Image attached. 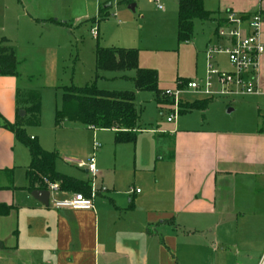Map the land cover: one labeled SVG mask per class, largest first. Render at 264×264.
<instances>
[{
  "label": "crops",
  "instance_id": "obj_1",
  "mask_svg": "<svg viewBox=\"0 0 264 264\" xmlns=\"http://www.w3.org/2000/svg\"><path fill=\"white\" fill-rule=\"evenodd\" d=\"M256 8L264 12V0ZM229 10L235 11L229 6L219 11L225 17ZM235 12L254 13L243 8ZM261 38L264 42V22ZM254 86L256 93L247 96L252 102L238 105L248 116L226 118L220 127L193 129L179 122L144 135L140 129L134 143L121 144L115 141V129L81 124V140L61 151L71 156L60 153V162L57 147L42 142L45 150L58 153V172L63 164L76 165L67 176L90 186V174L76 156L88 160L92 140L104 141L90 210L53 206V199L76 191L50 193L48 205L35 198L26 175L30 152L0 124V173L6 178L0 188L13 190L16 204L0 202L10 206L0 218L17 209V221L1 225L0 264H264V53ZM19 94L15 77L0 75V114L10 123L22 106ZM160 135L169 139L163 148L157 147ZM112 138L119 146L114 147ZM107 151L112 158L107 159ZM127 153L142 172L139 180L121 175ZM19 166L25 180L15 185Z\"/></svg>",
  "mask_w": 264,
  "mask_h": 264
},
{
  "label": "rangeland",
  "instance_id": "obj_2",
  "mask_svg": "<svg viewBox=\"0 0 264 264\" xmlns=\"http://www.w3.org/2000/svg\"><path fill=\"white\" fill-rule=\"evenodd\" d=\"M202 1L205 9L213 12L228 6L235 11L243 8L257 12L255 9L259 6V0ZM178 3L179 0H0V40L5 38V44L14 47L19 61L17 75H13L19 84V103L25 105L30 91L41 94L40 124H28L27 133L39 136L41 145L43 142L47 147L56 146L59 155L70 149L73 140H81L82 123L65 119L57 124L55 119L56 111L62 106L63 87L71 84L95 85L109 91H135L143 135L149 130L169 129L179 122L184 127L209 129L220 127L226 118L248 116L245 107L238 105L252 102V97L221 93L218 75L210 73L211 69L233 70L225 52L208 54L210 46H225V38L218 35L215 24L196 18L192 41H179ZM132 4L135 5L133 8L130 7ZM104 6L107 17L96 19ZM261 13L264 22V12ZM93 30H97V34H93ZM98 46L138 49L140 67L158 72L161 92H178L180 108L181 103L190 105L201 99H208L207 107L179 111L173 122L169 121L174 109L173 97L159 98L153 91L137 90L133 81L135 70L100 71L97 77L95 51ZM188 81L197 82L199 88H189ZM206 82L212 84L210 93H206ZM228 106L237 107L228 112ZM160 136L162 144L157 147L163 148L169 139L168 135ZM99 141L103 147L97 151L96 160L105 147L101 138ZM112 143L114 147L119 146L113 138ZM92 144L93 140L91 153ZM19 146L29 156L27 148L21 143ZM112 154L107 151V159L112 158ZM122 158L123 166L127 164L121 170L122 177L131 181L136 176L139 180L142 172L134 166V155L127 153ZM18 160L22 162L20 154ZM61 160L60 155L58 162ZM71 168L78 169L76 165L63 164L61 173L68 175ZM14 180L15 185L25 180L23 166L15 168ZM5 181V175L0 173V184ZM137 186L142 189L140 184ZM13 192L0 188V202L16 206ZM15 210L0 218V229L4 223L11 225L17 221Z\"/></svg>",
  "mask_w": 264,
  "mask_h": 264
},
{
  "label": "trees",
  "instance_id": "obj_3",
  "mask_svg": "<svg viewBox=\"0 0 264 264\" xmlns=\"http://www.w3.org/2000/svg\"><path fill=\"white\" fill-rule=\"evenodd\" d=\"M178 10V39L181 42L192 41L196 18L214 23L216 32L226 21L223 16L225 12L206 10L202 0H179ZM106 17L107 11L105 7H101L96 19L100 20ZM5 41V38L0 40V75H14L17 73L18 59L14 48L5 44ZM95 57L97 77L100 76V71L135 70L133 81L137 90H150L155 92L159 98L165 97L159 89L158 72L155 69L140 67L138 49L98 46ZM63 88L62 106L56 111L57 124H61L65 119L78 121L91 127L115 129L117 143H134L136 141L141 129V114L135 103V91H109L99 89L95 85L75 86L73 84ZM18 100H20L19 96ZM207 105L208 99L196 100L190 105L181 103L180 111L204 108ZM20 109L25 110L26 113L24 116L18 114L15 123L6 121L0 114V124L13 131L16 139L23 143L30 152L31 162L26 169L28 189H48L49 185L45 181L47 179L50 183H58L62 190L81 192L89 196L90 186L58 172L55 168L58 153L45 150L39 141L29 136L26 131L28 124H40V92L30 91L25 105L19 107L18 112ZM9 208L10 206L0 204V214L7 213Z\"/></svg>",
  "mask_w": 264,
  "mask_h": 264
},
{
  "label": "built area",
  "instance_id": "obj_4",
  "mask_svg": "<svg viewBox=\"0 0 264 264\" xmlns=\"http://www.w3.org/2000/svg\"><path fill=\"white\" fill-rule=\"evenodd\" d=\"M225 20V24L218 28L217 33L221 38H225L226 45L223 47L210 46L208 48V54L211 55L214 52L220 51L225 52L228 55L233 70L220 71L211 69L210 73L218 75L221 93L223 94L233 96L254 94L256 93L254 80L258 76L260 56L264 53V42L261 38L263 16L260 12L248 14L229 10L225 15ZM92 33L97 34V30H93ZM187 86L192 89L199 88V84L195 81H188ZM211 88L212 84L206 82V93H210ZM163 96H172L175 101L173 104V112L168 118L169 121H172L180 111L179 100L177 99L178 92L174 94L172 91L166 90L163 92ZM100 147L101 143L95 139L93 153L89 156L88 160L77 161V164L86 167L90 174V195L86 196L81 192H77L66 199H53L52 204L55 208H70L73 210H90L94 208L93 198L98 191L95 185V179L99 174L96 151ZM45 181L49 185L48 190L50 193L60 189L58 183H50L47 179ZM136 191L140 192V189Z\"/></svg>",
  "mask_w": 264,
  "mask_h": 264
},
{
  "label": "water",
  "instance_id": "obj_5",
  "mask_svg": "<svg viewBox=\"0 0 264 264\" xmlns=\"http://www.w3.org/2000/svg\"><path fill=\"white\" fill-rule=\"evenodd\" d=\"M135 5L132 4L130 7L133 8ZM26 113L25 110H21L19 112L20 116H24ZM32 195L39 199L42 203H44L45 205L49 204V198H50V191L49 190H33L32 191Z\"/></svg>",
  "mask_w": 264,
  "mask_h": 264
}]
</instances>
